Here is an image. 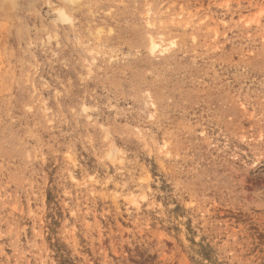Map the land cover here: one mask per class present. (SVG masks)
<instances>
[{"label":"rangeland","instance_id":"rangeland-1","mask_svg":"<svg viewBox=\"0 0 264 264\" xmlns=\"http://www.w3.org/2000/svg\"><path fill=\"white\" fill-rule=\"evenodd\" d=\"M0 264H264V0H0Z\"/></svg>","mask_w":264,"mask_h":264},{"label":"bare ground","instance_id":"bare-ground-1","mask_svg":"<svg viewBox=\"0 0 264 264\" xmlns=\"http://www.w3.org/2000/svg\"><path fill=\"white\" fill-rule=\"evenodd\" d=\"M66 15V14H65ZM65 19V18H64ZM170 45H172V43H170ZM149 51L151 54H155V53H162L165 50L162 49V42L158 41L156 42L154 39H151L149 41Z\"/></svg>","mask_w":264,"mask_h":264}]
</instances>
